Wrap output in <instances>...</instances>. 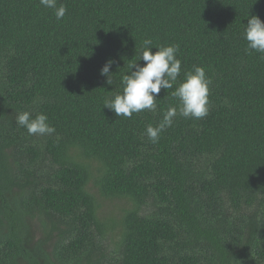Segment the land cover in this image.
Returning a JSON list of instances; mask_svg holds the SVG:
<instances>
[{
    "label": "trees",
    "instance_id": "1",
    "mask_svg": "<svg viewBox=\"0 0 264 264\" xmlns=\"http://www.w3.org/2000/svg\"><path fill=\"white\" fill-rule=\"evenodd\" d=\"M60 4L58 21L39 0H0V264H106L109 230L108 264H264V54L243 38L264 0ZM145 39L153 53L179 46L177 83L193 66L212 81L209 114L177 116L156 144L145 129L178 103L175 85L156 112L103 108L129 65H144ZM109 60L112 85L100 75ZM24 111L56 132L28 135ZM101 202L122 205L118 218Z\"/></svg>",
    "mask_w": 264,
    "mask_h": 264
},
{
    "label": "clouds",
    "instance_id": "2",
    "mask_svg": "<svg viewBox=\"0 0 264 264\" xmlns=\"http://www.w3.org/2000/svg\"><path fill=\"white\" fill-rule=\"evenodd\" d=\"M39 4L52 9L58 21L66 15V6H57V0H39ZM243 38L246 41V52L264 54V22L258 16L253 15L247 19ZM151 46V39L142 42L138 56L139 61L145 62L144 65L141 66L137 62L129 65V71L120 80L122 91L105 98L103 108L109 109L117 117L124 118H131L134 113L145 110L156 112V96L161 89L169 90L175 85V90L170 95L178 103L162 110V118L156 126L149 124L145 129L144 134L151 143L156 144L161 133L172 127L177 116L200 120L209 114V89L212 81L203 67L193 66L191 71L184 72L183 81L177 83L181 74V60L176 55L179 46H156L155 53ZM261 58H264V55ZM114 63L112 60L107 61L100 71V75L106 77L108 85L113 84L110 69ZM16 124L26 129L30 136H51L56 132L44 113L33 116L29 111L20 112L16 116Z\"/></svg>",
    "mask_w": 264,
    "mask_h": 264
},
{
    "label": "rangeland",
    "instance_id": "3",
    "mask_svg": "<svg viewBox=\"0 0 264 264\" xmlns=\"http://www.w3.org/2000/svg\"><path fill=\"white\" fill-rule=\"evenodd\" d=\"M47 162H45V165ZM102 205V212L103 217L108 218H118L119 214V208L122 207L117 204V202H101ZM150 209V208H149ZM147 209V210H149ZM146 213V210H145ZM31 235V244L36 243L41 238V234L38 231V229L35 226H32V229L30 230ZM118 236L116 233L112 232L111 230L108 231L106 239L104 241L105 246V253H104V262L106 264L108 263H114V260L118 259L117 249H118V242H117ZM46 252H49V248H44ZM22 264V263H20ZM24 264V263H23Z\"/></svg>",
    "mask_w": 264,
    "mask_h": 264
}]
</instances>
